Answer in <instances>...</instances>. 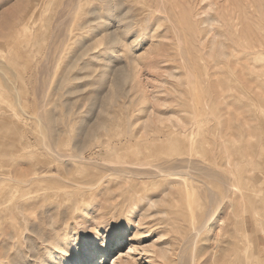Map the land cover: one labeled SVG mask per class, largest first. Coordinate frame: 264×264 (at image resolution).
<instances>
[{"label": "rangeland", "instance_id": "obj_1", "mask_svg": "<svg viewBox=\"0 0 264 264\" xmlns=\"http://www.w3.org/2000/svg\"><path fill=\"white\" fill-rule=\"evenodd\" d=\"M123 2L122 13L129 15L130 7L139 22L121 29L113 16L119 10L110 12V31L125 45L119 59L108 60L110 51L97 44L108 15L99 0H0V173L39 174L29 188L1 183L0 192L17 203L12 212L10 203H0V251L35 264L25 255L28 242L48 258L59 253L56 240L71 247L65 263L75 257L82 264L87 249L106 244L103 264H264V49L257 46V59L245 62L233 57L243 51L227 48L233 58L202 65L197 54L216 52L211 33L197 38L188 6L174 24L164 19L163 28L156 20L166 16L164 0L137 9ZM236 3L243 26L264 27L258 18L264 0ZM219 14L216 26L235 28L233 16ZM180 17L187 20L189 44L178 55L169 34ZM145 19L155 24L153 32ZM259 32L263 37L264 28ZM36 160H48V171L34 167ZM199 163L216 175L195 173ZM170 166L174 177L164 175ZM176 174L208 187L188 178L186 190ZM147 197L163 201L149 208L145 234L129 240L126 214L135 205L147 208ZM165 247L170 251L162 262L156 252ZM99 260L100 251L93 264Z\"/></svg>", "mask_w": 264, "mask_h": 264}, {"label": "bare ground", "instance_id": "obj_2", "mask_svg": "<svg viewBox=\"0 0 264 264\" xmlns=\"http://www.w3.org/2000/svg\"><path fill=\"white\" fill-rule=\"evenodd\" d=\"M124 0H99L100 3H103V7L105 12L108 14L106 20H104L103 22L99 23V28L97 31V35H99V40H98V45H103L108 51H110V53L107 55V59L108 60H112L114 58L119 59V55H116V52H118V47L120 45H125L123 40L121 39V37H118V34H116L114 29L110 31L109 28V24H110V19L111 18V14L110 12L116 11L117 9L119 10L118 13H116L114 16V18L116 19V23L117 25L120 26V28L122 29H127L129 27H131L132 25H134V23L139 22L138 21H134V10L131 9L130 7H128V12L130 13L129 15H126V13H122L123 10V5H124ZM129 3H132L133 6L137 7L138 4L144 3V2H149L151 0H127ZM237 1L239 0H164V4H163V17H159L157 18V22H156V27H160L163 26V22L164 19L168 20L169 22H174L175 19L173 18L174 16H176L177 14H179L182 10V8L184 6H188V13H189V20H192L193 23L196 25L197 28V34L199 39H202V34L203 33H211L210 37L212 38L211 41V45H212V50H214L216 53L215 54H211V55H207V56H203L201 54H197L196 60L200 63L204 62H210L214 65L222 62H226L227 60H230V58H235L236 60L240 59L242 60V58L246 61L249 62H253L257 59V53H255V49H257V46H261L262 48L260 49H264V39L263 37L259 36L258 34L260 33L259 31L264 27H262L260 24H256V23H252L251 25L247 26H243L242 22L239 21L238 19V15L236 14L237 12ZM248 1V0H247ZM251 1H249L250 3ZM160 3V2H159ZM166 3V5H165ZM246 4V3H243ZM261 5V4H260ZM130 6V5H129ZM250 6H252L250 4ZM132 7V6H131ZM135 7V8H136ZM253 7V6H252ZM243 8V6H242ZM245 8V7H244ZM137 9V8H136ZM157 10H159L158 8H156ZM224 9L228 15H231L234 17V24L232 26H235L234 29H232V27H228L225 26V28L223 27H219L216 26L215 23L217 22V20H222L221 17L222 15L219 14V10ZM148 10V9H147ZM156 11V10H155ZM242 11V10H241ZM255 8H253L252 12H249V18L253 17V13H255ZM261 11V10H260ZM157 12V11H156ZM187 12V11H186ZM185 12V13H186ZM222 12V11H221ZM159 13V11H158ZM169 13V14H168ZM143 14V13H142ZM239 14V13H238ZM243 14V13H242ZM136 15V14H135ZM185 15V14H184ZM137 16V15H136ZM243 16V15H242ZM226 18V17H225ZM242 18V17H241ZM240 18V19H241ZM259 20L264 23V14L261 13V15L258 16ZM96 19H98V15H96ZM138 19V18H137ZM181 19V17H180ZM248 19V18H247ZM246 19V20H247ZM186 19H181L179 20V24L178 25H173L171 26V34H169L175 49L177 51V54H180V51L182 49V45L183 46H187L189 43V40L186 39V35L189 33V28L185 23ZM187 21V20H186ZM219 22V21H218ZM223 22V21H222ZM245 22V20H244ZM249 22V21H248ZM251 22V20H250ZM113 23V22H112ZM115 23V22H114ZM155 23V21H154ZM221 23V22H220ZM174 24V23H173ZM200 24H204V27H201ZM225 24V21H224ZM153 23H150L148 19H145L144 21V27H149L148 29L150 30V32H153ZM238 25H240L239 28H236ZM166 26H163V28H165ZM170 27V26H169ZM161 28V29H163ZM168 28V26H167ZM261 28V29H260ZM120 29V30H121ZM165 30V29H164ZM185 30L186 34L184 35L185 37L183 38V31ZM127 31V30H126ZM132 31V30H131ZM131 31L129 32L131 34ZM147 31V30H146ZM253 31V32H252ZM148 32V31H147ZM188 32V33H187ZM132 33H135L134 31ZM144 33V32H143ZM142 33V34H143ZM158 33V32H157ZM162 33V32H161ZM164 33V32H163ZM253 33V34H252ZM120 34V33H119ZM128 34V33H127ZM147 34V33H146ZM151 34V33H150ZM121 35V34H120ZM133 36H135L134 34H132ZM154 35V34H153ZM192 35V34H191ZM137 36V35H136ZM143 36V35H142ZM156 36V35H155ZM205 36V35H204ZM164 38H167V36H163ZM169 38V37H168ZM169 38V39H170ZM205 39V38H204ZM167 41V40H166ZM158 42V41H157ZM196 42V41H195ZM197 43V42H196ZM172 44V43H171ZM209 44V43H208ZM199 45V44H198ZM201 47V45H200ZM208 46L205 44H203V49H206ZM227 48H231L232 52H234L235 54H238V51H243V55L239 57V55H235L232 57V55L226 51L225 49ZM211 50V49H210ZM209 50V52H210ZM203 53V52H202ZM170 54V53H169ZM205 54V53H204ZM262 54V53H261ZM264 54V51H263ZM164 56V55H163ZM179 57V56H178ZM132 57H129L126 55V57L124 58L125 60H132ZM182 58V56H181ZM194 58H190V59H194ZM172 59V58H171ZM170 59V60H171ZM184 60V59H183ZM235 60V61H236ZM243 60V61H244ZM234 61V63H236ZM248 63V62H247ZM221 64V63H220ZM126 77V76H125ZM157 93V92H156ZM154 96V95H153ZM157 97V96H155ZM163 102V101H162ZM162 105V103L160 104ZM156 110V109H155ZM153 113V112H152ZM157 114V112H154ZM159 113V112H158ZM160 114V113H159ZM158 114V115H159ZM154 115V114H153ZM162 116H156V118H160ZM169 119V118H168ZM157 120V119H156ZM161 120V118H160ZM158 120V121H160ZM162 122V121H161ZM45 146V149L48 150L49 154H52L53 158L58 161L60 159V155L55 154L57 152H53L51 143H44L43 144ZM199 146V145H198ZM200 148V147H199ZM55 155H54V154ZM201 159V158H200ZM54 160V161H55ZM60 161V160H59ZM179 162V161H177ZM49 161L48 160H36L34 163V167L38 166V168L41 166V168H47L49 167ZM174 164V163H173ZM194 164V163H193ZM200 164V163H199ZM168 165V164H167ZM21 166V165H20ZM174 166V165H173ZM173 166H170L173 167ZM177 166V165H176ZM181 166V165H180ZM153 167V166H152ZM175 167V166H174ZM190 167V166H189ZM194 167V166H193ZM45 171H48V169ZM188 168V166H187ZM192 168V167H191ZM217 168V167H216ZM153 169V168H152ZM178 169V168H177ZM190 169V168H189ZM44 170V169H43ZM132 170V169H131ZM162 170V169H161ZM164 170V169H163ZM167 170V169H166ZM176 169L172 170L169 169L168 173H165V176H169L171 175L172 177H174L173 174ZM192 170H194L195 173H200L201 175H216V172L208 170V168H206L203 165H197L195 166ZM214 170V169H213ZM160 170H157V172ZM177 171V170H176ZM188 171V170H187ZM186 171V172H187ZM131 172V171H130ZM154 172H156L154 170ZM153 172V173H154ZM156 172V174H157ZM167 172V171H166ZM180 172V171H179ZM185 172V171H183ZM182 174V172H180ZM193 172H190V174ZM221 173V172H220ZM49 174V173H48ZM152 174V173H151ZM150 173L147 172V174H145V176L150 177L151 176ZM45 175V174H44ZM50 175V174H49ZM150 175V176H148ZM162 175V174H161ZM178 175V174H176ZM39 174L38 172H35L33 174H30L29 172H23L21 171V169H16L14 171V173H12L11 175H7V174H1L0 173V187H3V184H1L2 182H10L12 184L15 185V187L19 188L20 186H25V188H29L31 187L32 184H35V182H37L39 180L38 178ZM144 176V177H145ZM153 176V175H152ZM158 176V175H157ZM180 176V175H178ZM42 177V176H41ZM181 177V176H180ZM154 178V177H153ZM182 181H183V188H186V190L190 187V184H187V179L190 178L191 180L196 181V183L202 187V188H206L207 183L205 181H203L200 178L197 177H191V175L187 174L183 177ZM172 182V181H171ZM170 182V183H171ZM174 182V181H173ZM225 182V180L223 181V183ZM153 183V182H151ZM169 183V184H170ZM175 183V182H174ZM181 183V181H180ZM191 183V182H190ZM173 184V183H172ZM182 184V183H181ZM178 184V185H181ZM192 184V183H191ZM226 184V182H225ZM34 187V186H33ZM225 187H227V185H225ZM228 191L231 187H227ZM232 189V188H231ZM43 190L42 188L39 189V191ZM191 190V189H190ZM188 190V191H190ZM166 191V190H165ZM164 191V192H165ZM7 192V191H6ZM44 192V191H43ZM41 193V192H40ZM29 193L25 194V196L27 197ZM162 194V193H161ZM160 194V195H161ZM39 195H43V194H39ZM167 195V194H166ZM8 196L5 195L3 192H0V203L2 204H8L7 208L10 209V212H12L14 206L16 205L17 201H14L13 199H8ZM44 197V196H43ZM164 197V196H163ZM167 198V197H166ZM41 199V197H40ZM167 200V199H166ZM163 201L162 198H151V197H147L146 198V204H147V208L144 210L142 208V210H136L138 207L133 206L131 208V210H129L126 214V218L128 220V222L126 223L127 227L131 228L129 229V240L131 239H138L141 236H143L144 230L141 229L143 220L146 219V217H148L149 215L147 214L149 211V208L154 206L157 202ZM187 201V200H186ZM24 202V207L25 204H28L29 202H27L26 200L23 201ZM143 206V205H142ZM30 207V206H29ZM23 208V207H22ZM21 209V208H20ZM26 209H28V207L26 206ZM24 210V209H21ZM26 211V210H24ZM136 211L139 213L136 215V218H132L133 215L136 213ZM7 214V213H6ZM151 215V214H150ZM213 218V213L212 214H208V217L206 219H204L203 224L207 225L206 223H209L210 219ZM5 223V222H4ZM31 223V222H30ZM4 225V224H3ZM7 225V224H6ZM16 225V224H15ZM6 226H4V231H5V236L6 238H11L10 233L8 232L9 230H6L5 228ZM31 231V230H30ZM41 233V232H39ZM118 237H120L123 233H122V228L118 229ZM2 235V229L0 228V238ZM15 235V234H14ZM35 237H37L39 240L41 241H45V239H42L43 237L39 236L37 233L34 234ZM28 236V235H27ZM24 237V236H23ZM15 238V237H14ZM16 239V238H15ZM27 240V238H26ZM28 241V240H27ZM31 241V239H30ZM16 243V242H15ZM51 243V242H50ZM7 244V243H6ZM10 244V243H9ZM8 244V247H9ZM164 244V243H163ZM167 244V243H166ZM33 245V244H32ZM53 248H56L57 251H59L58 254H50V256L48 258L45 257H41V255L39 254V249L38 252L34 253L35 251L32 250V247L30 245V242H28V245H26L25 249L27 250V253L25 254L27 258L33 259V261H35V264H64L65 263V256L69 257L71 255V247H68L67 245L63 244V245H59L57 243L56 240H54L52 242ZM165 245V244H164ZM1 246V245H0ZM4 246V245H3ZM2 246V247H3ZM17 246V245H16ZM25 246V245H24ZM45 246V245H44ZM166 247H168L167 245H165ZM34 247V246H33ZM37 247V245H36ZM162 247V246H161ZM165 247V248H166ZM1 248V247H0ZM159 248L156 252V254L158 255L159 258L164 259L165 262V256L167 255V252H169L167 250V248ZM6 249V248H5ZM35 249V248H34ZM108 249L109 246H107L105 244V246H98L97 244H94L92 248H89L86 250V257L83 260L82 264H93V259L95 258V256L97 255V253L100 251V260L98 262V264H103L106 260H107V254H108ZM2 250V249H1ZM47 250V249H46ZM7 251V250H6ZM6 251H0V264H24V262H19L17 259H15L13 257V255H10L9 252ZM18 251V250H17ZM51 252V251H50ZM154 253V251H152ZM21 254V252H20ZM155 254V253H154ZM153 254V255H154ZM23 258V256L21 257ZM24 260V258H23ZM25 261V260H24ZM30 261V260H29ZM97 259L94 261L96 262ZM79 261L77 260V258H72V260L70 261H66L65 264H79ZM116 262V261H115ZM116 264V263H114ZM117 264H129L127 261H121V262H117Z\"/></svg>", "mask_w": 264, "mask_h": 264}, {"label": "crops", "instance_id": "obj_3", "mask_svg": "<svg viewBox=\"0 0 264 264\" xmlns=\"http://www.w3.org/2000/svg\"><path fill=\"white\" fill-rule=\"evenodd\" d=\"M258 192H259V193H261V196H260V197H262V195H263V194H262V191H261V189H259V191H258ZM262 261H263V260H262Z\"/></svg>", "mask_w": 264, "mask_h": 264}]
</instances>
